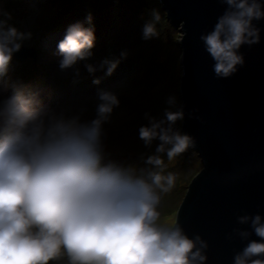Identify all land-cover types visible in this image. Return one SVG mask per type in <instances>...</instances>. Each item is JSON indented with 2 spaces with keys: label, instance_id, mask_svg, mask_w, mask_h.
<instances>
[{
  "label": "clouds",
  "instance_id": "clouds-1",
  "mask_svg": "<svg viewBox=\"0 0 264 264\" xmlns=\"http://www.w3.org/2000/svg\"><path fill=\"white\" fill-rule=\"evenodd\" d=\"M224 2L228 8L201 37L220 77L244 63L239 50L260 42L261 29L253 21L264 20V0ZM160 21V12L152 10L142 38L158 36ZM86 22L92 24L90 13ZM5 23L0 21V90L9 86L5 77L14 53L31 37ZM95 39L93 26L70 25L58 43L60 69L93 57ZM126 57L122 52L100 67L111 75ZM85 67L89 73L97 70L91 63ZM11 88V94L0 99V264H48L62 255L71 264H195L206 259L199 249L193 251L195 241L179 227L158 223L160 196L155 189L169 191L173 175L150 173L149 180L132 168L103 163L104 125L120 105L115 92L100 90L94 118L83 119V109L57 112L43 105L31 87ZM182 118V111L165 110V119L149 118L150 126H141L139 137L145 145L158 140L156 152H166L171 160L192 144L190 136L173 128ZM147 163L161 166L163 161L154 155ZM249 219L243 216L240 222ZM251 225L260 239L250 241L235 264H264V220L256 215Z\"/></svg>",
  "mask_w": 264,
  "mask_h": 264
},
{
  "label": "water",
  "instance_id": "water-1",
  "mask_svg": "<svg viewBox=\"0 0 264 264\" xmlns=\"http://www.w3.org/2000/svg\"><path fill=\"white\" fill-rule=\"evenodd\" d=\"M160 2L181 32L182 132L191 137L203 164L172 227L193 239V251L206 257L195 264H235L247 244L260 239L251 218L264 220V20L253 21L261 29L260 42L239 50L244 63L220 77L201 37L228 8L224 0ZM14 54L22 61L36 59L32 48ZM243 216L250 217L247 223L240 222Z\"/></svg>",
  "mask_w": 264,
  "mask_h": 264
},
{
  "label": "rangeland",
  "instance_id": "rangeland-1",
  "mask_svg": "<svg viewBox=\"0 0 264 264\" xmlns=\"http://www.w3.org/2000/svg\"><path fill=\"white\" fill-rule=\"evenodd\" d=\"M72 1L75 0H71L72 8L70 6L69 7L71 10L77 9L73 10V13L77 16V18H87L89 13L84 11V5L86 4L80 6L81 4L79 5L75 2L72 4ZM0 2H2V0H0ZM41 2L44 4L47 0H25V7L29 11V14L25 16V19H19L16 23H6L7 26L16 27L20 32L31 33V37L24 40L22 45L23 43H26V46L35 48L40 52L36 62L27 60L20 63L21 66L28 65L31 68L42 67L46 72L45 76L47 77L43 83L40 85H33L32 88L40 93V99L42 100L43 105L51 107L57 112H65L67 114L77 113L83 109V119L94 118L97 94L100 90L115 92L120 100V105L117 109H114L111 120L104 125V134L102 137L103 149H106L105 151L109 150L113 153L118 152L122 156L129 153L131 156L137 157L134 154V150L136 148L134 149V147L131 146L133 145V142L128 143V140L130 139H127L132 134L133 128L136 130V133H134V135H136L135 140L137 142L140 141L142 146L147 147V145H145L144 141L139 137V129L141 125L138 124L135 126L134 122L137 118H141V116L144 117V113L146 119L151 117L154 118L155 121H157L156 119L162 120L157 117L168 109L166 107L173 104L168 103L170 98H174V102L176 101L177 95L175 91L172 92V89L176 90V82L180 78L178 81L180 94V83L183 74L182 70L179 77L182 67L178 65L181 60L177 59V53L175 54L172 50L170 51V49L168 51L167 49L164 50L163 42L166 43L168 41V37L165 35L161 41H157L160 40V37L162 36L161 30H164V23L168 20H165L167 15L165 16L161 10L162 5L160 0H133L130 2L132 4H124L119 0L108 1L106 2L107 6L115 3V5L112 6L116 7V9H106L109 13L116 12L114 13L112 19L105 18L106 15L101 16L95 11H91L92 24L88 26L94 27L96 37L95 41L97 40L98 42L103 43L106 38L109 37L110 41L106 42V50H108V46L111 48L112 45L117 48L116 54L114 55L112 53H115V49L106 51V53L109 52L111 53L110 55H113L109 57H113V59L119 58L122 52H127V57L121 60L131 64L126 71L121 72L116 68L111 75L100 76V83L95 85H89L88 83L82 84L79 81L73 80L76 77L73 72L75 66L67 70L60 69L59 62L61 60V56L58 49V43L64 38L67 29L53 31L45 38L41 39L39 32L33 25V22L36 21V18L40 13ZM2 4L3 3H0V5ZM119 7H122L125 10L122 11ZM152 10H158L161 15V21L156 25L159 34L156 36V40H145L142 38V28L143 25L151 19ZM115 15L116 17H119L118 21L115 20ZM96 18L101 20H96ZM109 21H111L110 24H115L111 26L108 24ZM107 25H110L108 28L109 30H107ZM7 26L5 25V27ZM167 28L168 27L165 29ZM180 39L181 32L179 42ZM102 43L99 44L101 45ZM93 59V57L90 58V60ZM180 59H182V56ZM161 61H164L163 66H161L163 72L162 74H158L152 66H154L153 64L156 66L157 64L162 63ZM40 74L44 75L43 73ZM11 85L12 84L9 83L7 90H0V99H3L11 94ZM166 97L167 101H163V98ZM177 110L178 108L175 112ZM180 111H182V99ZM147 122L148 125H150V119ZM153 142L157 145L160 143L158 140H154ZM180 157V155H177L171 161L176 164ZM128 159L130 158L124 157V167L127 166ZM134 159L144 165L145 169H140L139 172H136L135 174L150 180V172L152 173V171H147H149L152 167V164L147 163L148 158L146 160L144 158ZM163 160L164 157H162V161ZM130 162H132V159H130ZM188 166L189 165L186 167L181 166L182 172H185L186 168L188 169ZM162 211L166 212L168 209H162L161 212ZM175 219L176 214L174 213L168 216L164 215L160 217L158 223L173 226ZM48 264H71V261L67 255H62L56 260L49 261Z\"/></svg>",
  "mask_w": 264,
  "mask_h": 264
},
{
  "label": "trees",
  "instance_id": "trees-1",
  "mask_svg": "<svg viewBox=\"0 0 264 264\" xmlns=\"http://www.w3.org/2000/svg\"><path fill=\"white\" fill-rule=\"evenodd\" d=\"M80 1L78 0L72 1V4L73 2L78 3L79 5L81 4L80 6H82L83 4H86L84 5V8H85L84 11L90 13L91 15H92L91 11H95L97 14L101 16L106 15L105 18L112 19L114 13H116V12L109 13L108 10H106V9H114V8L116 9V7L112 6V5H115V3L110 6H107L106 2L111 1V0H80ZM119 1L123 2L124 4L126 3L129 4L133 0H119ZM0 3H3L2 5H0V21H4L6 23H9V22L16 23L18 22L19 19L24 20L25 16L29 14L28 9L25 7V0H2V2ZM69 6L72 8L71 0H47V2L44 4L43 2L40 3V8H41L40 13L37 16L36 21L33 22V25L35 26V29L39 32V36H41V39L45 38L47 35H49V33L53 31H56L59 29H67L70 25L77 23V22H84L85 27H88V23L86 22V17L77 18V16L73 13V10H77V9L71 10ZM119 9L122 11L125 10L122 7H119ZM161 10L166 16L167 14L165 13V11L163 9ZM167 19L168 18L165 17V20ZM96 20H101V19L96 18ZM115 20L118 21L119 17H116ZM110 22L111 21H109L108 24H110ZM6 23L5 25L7 26ZM113 24L115 23H111L110 25L113 26ZM110 25H107V30H109L108 28ZM166 27L168 28L165 29ZM161 33H162V36L160 37V40H157V41H161L166 35L168 37V41L166 43L163 42L164 50L166 49L167 51L169 49L170 51L172 50L175 54L177 53V59L181 60L180 58L182 56V50H181L180 42H179V38H180L179 29L174 27L169 22V20H167L164 23V30H161ZM153 39L156 40V37H153L151 40ZM108 41H110L109 37H107L105 42L103 43L98 42L97 40L94 42V48L92 49L94 53L93 55L94 59L93 60L88 59L87 61L78 62L74 68V74L76 76L83 78V81H85L86 83L95 84L93 83L94 80L96 79L100 80L99 79L100 76L107 75L106 68H101L100 65L105 59H113V57H109V56H113L114 54H116V50H117V48L114 47L113 45L111 48L108 46V50L115 49L114 50L115 53L113 52L112 53L113 55H110L111 53L109 52L106 53V51H108L106 50L107 48L106 42ZM99 43H102V44L100 45ZM86 63L93 64L97 70L94 73H89L87 71V68L85 67ZM163 63L164 61L160 64H157L156 66L155 64H153L154 66H152L151 64V66L154 68V70H156V72H158V74L160 73L162 74L163 69L161 66H163ZM178 65L182 67L181 61L179 62ZM129 66H131V64H128L121 60L119 65L117 66V70L121 72L126 71ZM182 70L183 69L180 70L179 77L182 73ZM8 74L10 76V81L16 84L26 85L27 81H31V84H32V82H36V80H40L42 78V76H38V78L37 77L35 78L34 74H40V73H36V71H33L32 68L29 67L28 65L22 68H17L16 70L11 68ZM157 78H160V77H157ZM179 79L176 82V87H177V88L175 87L176 90L172 89V92L175 91L177 95V99H176L177 102L175 101L172 105L166 107L168 108L167 110L172 111V112H175L177 108H178L177 111H180L181 97L179 94V82H178ZM163 101H167V97L163 98ZM157 118H161L162 120L165 119V111L162 112ZM148 120L149 119H146L145 113H144V117L141 116V118H137L134 123H135V126H137L138 124H140L141 126H143V124L148 125V122H147ZM156 120L160 121L158 119ZM181 122H182V119L177 120V122L173 125V128L174 130H178L182 133ZM134 133H136L135 128L132 129V134L127 139H130L128 140L129 141L128 143L133 142V145L131 146H133L134 149L136 148L134 150V154L137 157L131 156L129 153H127V155L122 156L118 152L113 153V152H110L109 150L105 151L106 150L105 149L103 153L104 154L103 163H115L118 166L124 167L123 166L124 157L130 158L132 159V162H130V159H128L127 166L124 168H132L135 170V173H136V172H139L140 169H144V165L140 164V162L135 160L134 158H138V159L144 158L146 160L147 158L154 156V155L160 156L161 159L162 157H164L163 164L161 166L152 165V167L147 172H150L151 170L152 173L159 172L163 176H168L169 174L174 176L175 178L174 185L171 187L169 191L165 192V191H162L160 188H156L155 191L160 196V203L157 206V210L161 213V215L163 214L162 216L164 215L168 216L173 213L176 214L178 208L180 207L187 193V190L189 187L188 185L192 181V178L201 170V168H203V164L201 162L199 155L197 154V152H195V150L191 146H189L188 149H186L183 153L179 154L181 157L175 164L173 161H171L172 159L169 160L166 152L165 153L156 152V148L158 145L155 142H152V144L149 146L147 145V147L142 146L140 141L137 142L135 140L136 135H134ZM127 139H126V142H127ZM187 165H189L188 169L186 168L185 172H182L181 166L186 167ZM162 209H168V211L161 212Z\"/></svg>",
  "mask_w": 264,
  "mask_h": 264
},
{
  "label": "bare ground",
  "instance_id": "bare-ground-1",
  "mask_svg": "<svg viewBox=\"0 0 264 264\" xmlns=\"http://www.w3.org/2000/svg\"><path fill=\"white\" fill-rule=\"evenodd\" d=\"M32 70L33 71H36V73H43V74H45L46 75V72L44 71V69L42 68V67H34V68H32ZM38 74H34V76H35V78L37 77L38 78V76H40V75H38ZM43 76V75H42ZM43 83V79L41 78L40 80H37L36 81V85H40V84H42ZM167 223H170V222H167Z\"/></svg>",
  "mask_w": 264,
  "mask_h": 264
}]
</instances>
